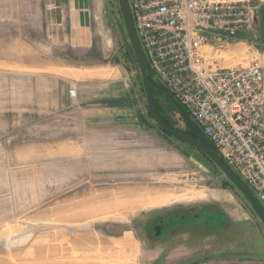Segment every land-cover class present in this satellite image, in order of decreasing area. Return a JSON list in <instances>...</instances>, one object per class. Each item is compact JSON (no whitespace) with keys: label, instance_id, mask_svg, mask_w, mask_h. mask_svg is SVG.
<instances>
[{"label":"rangeland","instance_id":"obj_1","mask_svg":"<svg viewBox=\"0 0 264 264\" xmlns=\"http://www.w3.org/2000/svg\"><path fill=\"white\" fill-rule=\"evenodd\" d=\"M45 1L0 0V264H264V227L243 196L147 114L118 0H92L78 45L45 23ZM253 27L210 41L208 57L264 67Z\"/></svg>","mask_w":264,"mask_h":264},{"label":"built area","instance_id":"obj_2","mask_svg":"<svg viewBox=\"0 0 264 264\" xmlns=\"http://www.w3.org/2000/svg\"><path fill=\"white\" fill-rule=\"evenodd\" d=\"M261 3L129 0L155 74L264 206V67L256 56L224 66L205 50L210 41L243 40Z\"/></svg>","mask_w":264,"mask_h":264},{"label":"water","instance_id":"obj_3","mask_svg":"<svg viewBox=\"0 0 264 264\" xmlns=\"http://www.w3.org/2000/svg\"><path fill=\"white\" fill-rule=\"evenodd\" d=\"M118 10H120L122 16V23L124 24L126 36L128 38V42L130 44V49L135 57V62L138 65L139 75L141 77L142 88L144 91L145 96V103L150 111V114L154 117L156 123L161 127L163 130L167 131L168 133L178 137L179 139H183L187 143L196 147L200 152L206 155L209 159H211L225 175L229 182L235 187L243 198L246 200L245 202L248 203L252 211L257 216L258 220L264 227V206L262 203L259 202V199L255 195V193L250 189V187L246 184V182L239 177V174L232 168L230 164L225 160V158L212 146H210L205 139H203L202 134H200L198 126L191 115L186 111L185 107L180 103L179 100L176 99L172 91L166 87L165 83L155 74V71L152 69L150 62L146 56V53L143 49L140 37L136 30L133 14L131 11V7L129 4V0H118ZM150 78L156 83L160 89L165 91L171 100L176 104L178 109L183 113L186 119L189 121L190 126H192L194 131V136L188 135L175 130L171 127L166 126V124L161 120L159 114H157V110L154 105L153 101V94L150 88Z\"/></svg>","mask_w":264,"mask_h":264},{"label":"crops","instance_id":"obj_4","mask_svg":"<svg viewBox=\"0 0 264 264\" xmlns=\"http://www.w3.org/2000/svg\"><path fill=\"white\" fill-rule=\"evenodd\" d=\"M92 0H46L45 1V23L56 27L58 33L68 32V37H66L71 42H75L78 45L80 41L76 38L77 33L86 32L90 30L91 26V11ZM255 26L257 27L258 39L256 43L260 46H264V0L261 3V7L254 16ZM254 36V35H253ZM254 42V40L252 41ZM259 46V47H260ZM64 88L66 89V95L68 99L72 102H78V104L84 103V94L82 90L73 89V86L65 83ZM112 87H107L104 99H102L103 105L108 106V101L114 99L115 94L113 93ZM70 91V92H69ZM68 92V94H67ZM72 95H71V94ZM123 94L122 96H125ZM95 97L94 94H92ZM128 96V95H126ZM100 100V99H99ZM100 102V101H99ZM98 103V101H97ZM101 103V102H100Z\"/></svg>","mask_w":264,"mask_h":264},{"label":"trees","instance_id":"obj_5","mask_svg":"<svg viewBox=\"0 0 264 264\" xmlns=\"http://www.w3.org/2000/svg\"><path fill=\"white\" fill-rule=\"evenodd\" d=\"M131 47H130V44H129V48L128 49H130ZM130 53H131V56L133 57V60L135 61V57H134V54H133V52H132V49H130ZM150 88H151V90H152V93H153V101H154V105H155V108H156V110H157V114H159V116H160V118H161V120L166 124V126H168V127H171V128H173L171 125H170V123L168 122V120L165 118V116L163 115V114H161V109L159 108V106H158V104H157V101H155L156 100V98H155V94H154V88H157V89H160V87H158L157 85H156V83L150 78ZM142 88V87H141ZM142 90H143V88H142ZM160 91H162V92H164L165 94H166V96L169 98V100L173 103V105L176 107V109L179 111L178 113H180V115L182 116V118L184 119V121L186 122V124H187V126H188V128H189V132H187V133H185V132H183V133H185V134H187V136L188 135H191V136H194V131H193V128H192V126H190V123H189V121L186 119V117L183 115V113H181V111L178 109V107L176 106V104L173 102V100H171V98L169 97V95L165 92V91H163L162 89H160ZM147 114H149V116L152 118V119H154V117L152 116V114H150V111L148 110V113ZM159 129H160V131L162 132V133H165L166 135H169V136H174V135H172V134H170V133H168L167 131H165V130H163L161 127H159V126H157ZM173 129H175V128H173ZM175 130H177V129H175ZM179 131V130H178ZM199 131H200V134H202V138L203 139H205V136L203 135V133H202V131L199 129ZM174 137H176V136H174ZM177 139H179L178 137H176ZM179 140H182V141H184L183 139H179ZM205 141L210 145V146H212L210 143H209V141L207 140V139H205ZM204 157H206L208 160H210V161H212L211 159H209L206 155H204ZM226 183H229V184H231L230 182H229V180L228 179H226V181H225ZM232 185V184H231Z\"/></svg>","mask_w":264,"mask_h":264}]
</instances>
